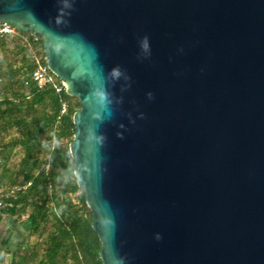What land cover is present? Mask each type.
I'll return each instance as SVG.
<instances>
[{
    "label": "water",
    "instance_id": "water-1",
    "mask_svg": "<svg viewBox=\"0 0 264 264\" xmlns=\"http://www.w3.org/2000/svg\"><path fill=\"white\" fill-rule=\"evenodd\" d=\"M0 25L80 103L102 264H264V0H0Z\"/></svg>",
    "mask_w": 264,
    "mask_h": 264
},
{
    "label": "trees",
    "instance_id": "trees-1",
    "mask_svg": "<svg viewBox=\"0 0 264 264\" xmlns=\"http://www.w3.org/2000/svg\"><path fill=\"white\" fill-rule=\"evenodd\" d=\"M10 29L0 35V224L26 226L28 234L16 249L2 238L0 254L8 264H102L69 151L80 103L50 73L49 84L33 81L47 69L38 52L44 41Z\"/></svg>",
    "mask_w": 264,
    "mask_h": 264
},
{
    "label": "rangeland",
    "instance_id": "rangeland-1",
    "mask_svg": "<svg viewBox=\"0 0 264 264\" xmlns=\"http://www.w3.org/2000/svg\"><path fill=\"white\" fill-rule=\"evenodd\" d=\"M4 211V210H3ZM28 234V231L26 229V226L23 228L15 227V225L10 221H4L2 224H0V241L5 236L8 238V240L11 241L12 245L16 247L19 243L23 240L24 233ZM26 234V235H27ZM3 235V237H1ZM9 257L0 255V264H8L9 263Z\"/></svg>",
    "mask_w": 264,
    "mask_h": 264
},
{
    "label": "built area",
    "instance_id": "built-area-1",
    "mask_svg": "<svg viewBox=\"0 0 264 264\" xmlns=\"http://www.w3.org/2000/svg\"><path fill=\"white\" fill-rule=\"evenodd\" d=\"M10 26H2V29L0 31V35H9L11 34ZM39 53H44V49H41L38 51ZM48 69H39L35 72L33 76V81L41 86L49 84L51 82V78L49 75ZM51 74V73H50ZM64 87V86H63ZM65 89V88H64ZM63 110H65V107H63ZM5 205L0 203V211L5 210Z\"/></svg>",
    "mask_w": 264,
    "mask_h": 264
},
{
    "label": "clouds",
    "instance_id": "clouds-1",
    "mask_svg": "<svg viewBox=\"0 0 264 264\" xmlns=\"http://www.w3.org/2000/svg\"><path fill=\"white\" fill-rule=\"evenodd\" d=\"M157 239H160V237H159V236H157Z\"/></svg>",
    "mask_w": 264,
    "mask_h": 264
},
{
    "label": "crops",
    "instance_id": "crops-1",
    "mask_svg": "<svg viewBox=\"0 0 264 264\" xmlns=\"http://www.w3.org/2000/svg\"><path fill=\"white\" fill-rule=\"evenodd\" d=\"M1 255V254H0Z\"/></svg>",
    "mask_w": 264,
    "mask_h": 264
}]
</instances>
